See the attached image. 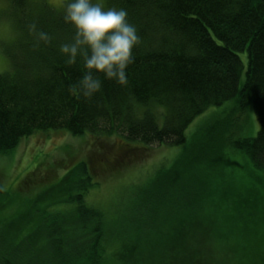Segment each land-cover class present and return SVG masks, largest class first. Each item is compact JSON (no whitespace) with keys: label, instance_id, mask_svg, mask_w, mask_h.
Segmentation results:
<instances>
[{"label":"trees","instance_id":"trees-1","mask_svg":"<svg viewBox=\"0 0 264 264\" xmlns=\"http://www.w3.org/2000/svg\"><path fill=\"white\" fill-rule=\"evenodd\" d=\"M91 1L65 0L54 9L46 0H11L23 39L10 55V71L0 74L1 154L48 130L121 133L129 145L178 146L195 117L228 100L235 104L136 188L116 248L115 225L85 201L95 182L88 162L79 161L45 190L39 201L51 196L49 202L27 211L37 224L7 243L0 264H197L188 242L176 260L168 251L176 254L179 239L193 237L191 217L216 158H228L226 150L244 154L252 169L264 171V0H101L88 11ZM241 52L247 54L242 84ZM250 105L259 129L236 136L234 121ZM50 171L42 180L54 176ZM58 197L70 207L48 211Z\"/></svg>","mask_w":264,"mask_h":264},{"label":"rangeland","instance_id":"rangeland-1","mask_svg":"<svg viewBox=\"0 0 264 264\" xmlns=\"http://www.w3.org/2000/svg\"><path fill=\"white\" fill-rule=\"evenodd\" d=\"M46 1L54 9L61 8L65 2ZM10 2L0 0V74L10 71V55L23 39L16 26L17 21L11 15ZM100 4L101 0H92L85 7L93 11ZM239 55L242 84L247 54L241 52ZM234 104L233 100H228L195 117L185 130V142L178 146L143 147L140 143L127 144L121 133L73 136L64 130L36 131L23 138L9 153H0V256L7 243L21 240L35 227L37 221L28 218L27 211L33 208L34 203L39 208L49 202L51 196H47L48 200L44 202L39 201L45 190L57 184L58 177L67 166L70 168L79 161L88 162L95 182L89 188L85 201L105 212V219L111 220V223L108 221L109 226L115 225L112 226L110 242H115L112 247L116 248L119 241L117 233L119 235L121 224L131 210L136 188L145 184L161 166L172 165L176 157L195 141L197 132L203 131L201 127L204 124L227 115ZM160 110L163 109L157 108V112ZM157 115L158 123L162 125L163 116L161 113ZM258 129V121L250 105L236 118L232 131L236 136H255ZM124 150L130 151V155L123 159L129 161L107 168L105 161L112 163L118 160ZM225 154L228 158H216L217 167L213 168L212 179L200 194L202 206L201 200L198 206L195 205L191 217L193 237L190 240L188 236L179 239L177 253L168 251V255L173 256L171 260L182 255L181 242H188L192 261L197 264H264V171L252 169V162L244 154H231L229 150ZM49 170L54 176L42 180L47 175L44 172ZM46 206L48 211H55L66 209L70 204L60 202L58 197ZM18 229L20 232L16 234Z\"/></svg>","mask_w":264,"mask_h":264}]
</instances>
